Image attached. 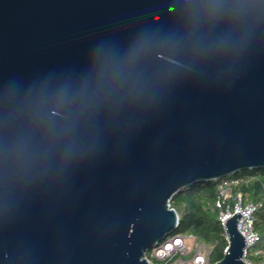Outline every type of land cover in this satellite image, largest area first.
<instances>
[{"label": "water", "instance_id": "95a60500", "mask_svg": "<svg viewBox=\"0 0 264 264\" xmlns=\"http://www.w3.org/2000/svg\"><path fill=\"white\" fill-rule=\"evenodd\" d=\"M257 168L264 0H0V264H149L174 194Z\"/></svg>", "mask_w": 264, "mask_h": 264}, {"label": "trees", "instance_id": "16d2710c", "mask_svg": "<svg viewBox=\"0 0 264 264\" xmlns=\"http://www.w3.org/2000/svg\"><path fill=\"white\" fill-rule=\"evenodd\" d=\"M232 177L251 178L247 183L233 187V193L240 191L243 202L252 201L259 204L254 219V228L258 234L256 246L264 248V168L239 171L218 180L200 181L183 188L170 199V206L176 210L179 217L172 234L193 235L198 243L209 248L210 263L221 259L227 246L215 207L217 185L221 180ZM253 261L258 263L259 260L253 258Z\"/></svg>", "mask_w": 264, "mask_h": 264}, {"label": "built area", "instance_id": "2783aa9c", "mask_svg": "<svg viewBox=\"0 0 264 264\" xmlns=\"http://www.w3.org/2000/svg\"><path fill=\"white\" fill-rule=\"evenodd\" d=\"M250 179L232 177L221 180L217 185L215 207L218 211L217 219L223 230L226 220L235 213L242 214L237 220V229L245 240L242 259L246 264H264V248L256 246L258 234L254 228L255 213L259 204L252 201L243 202L240 191L233 193V187L247 183ZM225 238L227 239L226 234ZM209 252V248L198 243L193 235L178 233L158 242L144 254V258L149 264H210ZM253 258H258V263H255Z\"/></svg>", "mask_w": 264, "mask_h": 264}]
</instances>
